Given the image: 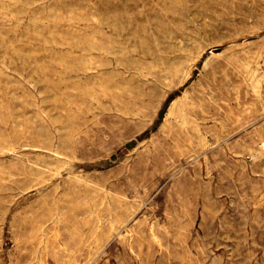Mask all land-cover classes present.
<instances>
[{"label": "rangeland", "instance_id": "obj_1", "mask_svg": "<svg viewBox=\"0 0 264 264\" xmlns=\"http://www.w3.org/2000/svg\"><path fill=\"white\" fill-rule=\"evenodd\" d=\"M0 264H264V0H0Z\"/></svg>", "mask_w": 264, "mask_h": 264}, {"label": "bare ground", "instance_id": "obj_2", "mask_svg": "<svg viewBox=\"0 0 264 264\" xmlns=\"http://www.w3.org/2000/svg\"><path fill=\"white\" fill-rule=\"evenodd\" d=\"M55 14V13H54ZM87 22H89V21H87ZM91 23V22H90ZM107 23V22H106ZM94 30V29H93ZM113 36V35H112ZM139 36V35H138ZM134 37V36H133ZM76 38V37H75ZM154 39V38H153ZM134 42V41H133ZM154 42H155V40H154ZM59 47V46H58ZM118 50V49H117ZM95 51V50H94ZM121 51V50H120ZM119 51V52H120ZM102 52V51H101ZM116 60V59H115ZM124 61V60H123ZM78 62V61H77ZM100 66V65H99ZM133 66V65H132ZM136 67V66H135ZM75 68H77V67H75ZM70 70V69H69ZM81 70H82V68H81ZM85 71V70H84ZM200 72H201V70H200ZM140 73V72H139ZM189 75V74H188ZM217 77V76H216ZM209 78H211V77H209ZM198 79V78H197ZM199 80V79H198ZM204 80V79H203ZM205 81V80H204ZM211 81V80H210ZM217 81V80H216ZM215 81V82H216ZM192 82H194V81H192ZM201 82V81H200ZM208 82V81H207ZM182 83V82H181ZM203 83V82H202ZM194 84V83H193ZM181 85V84H180ZM195 85V84H194ZM201 85V84H200ZM205 86V85H204ZM125 87V86H124ZM201 87V86H200ZM214 87V86H213ZM197 89V88H196ZM211 89V88H210ZM193 90V89H192ZM212 90V89H211ZM236 90V89H235ZM188 91V90H187ZM22 92H23V90H22ZM189 92V91H188ZM194 92H195V90H194ZM202 93H203V91H202ZM207 95V94H206ZM189 96V95H188ZM194 96V95H193ZM211 97V96H210ZM216 100H217V98H216ZM215 100V101H216ZM192 104V103H191ZM208 105V104H207ZM208 107V106H207ZM175 108V107H174ZM183 108H184V106H183ZM206 111H207V109H206ZM185 112H186V110H185ZM196 112V111H195ZM194 112V113H195ZM191 113V112H190ZM188 114V113H187ZM2 117V116H1ZM177 117V116H176ZM175 119V118H174ZM176 120V119H175ZM178 120V119H177ZM11 126V125H10ZM191 127V126H190ZM189 129V128H188ZM180 132V131H179ZM180 134V133H179ZM206 135V134H205ZM14 136V135H13ZM183 136V135H182ZM63 137V136H62ZM17 145V144H16ZM55 148V147H54Z\"/></svg>", "mask_w": 264, "mask_h": 264}]
</instances>
